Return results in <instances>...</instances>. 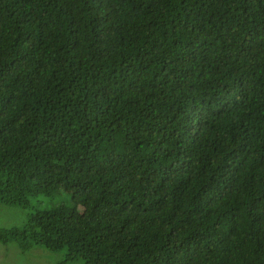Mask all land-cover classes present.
Wrapping results in <instances>:
<instances>
[{
  "label": "trees",
  "instance_id": "obj_1",
  "mask_svg": "<svg viewBox=\"0 0 264 264\" xmlns=\"http://www.w3.org/2000/svg\"><path fill=\"white\" fill-rule=\"evenodd\" d=\"M0 242L83 264H264V0H0Z\"/></svg>",
  "mask_w": 264,
  "mask_h": 264
},
{
  "label": "rangeland",
  "instance_id": "obj_2",
  "mask_svg": "<svg viewBox=\"0 0 264 264\" xmlns=\"http://www.w3.org/2000/svg\"><path fill=\"white\" fill-rule=\"evenodd\" d=\"M59 204L73 206V201L63 189L52 195L40 194L26 207L0 204V228L22 226L30 214L36 210H47ZM65 250L50 252L44 247L35 246L22 252L15 242H0V264H83L81 259L64 261Z\"/></svg>",
  "mask_w": 264,
  "mask_h": 264
}]
</instances>
